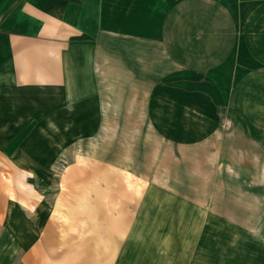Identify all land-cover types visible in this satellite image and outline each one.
Returning <instances> with one entry per match:
<instances>
[{
	"label": "rangeland",
	"instance_id": "obj_1",
	"mask_svg": "<svg viewBox=\"0 0 264 264\" xmlns=\"http://www.w3.org/2000/svg\"><path fill=\"white\" fill-rule=\"evenodd\" d=\"M172 1L155 0V8L164 10ZM154 59L166 64L157 46ZM113 73L81 79L85 94L73 95V109L51 112L56 125L19 126L10 136L18 142L8 148L24 149L26 156L0 158L9 171L3 192L15 212L26 216L27 245L41 241L50 247L52 241L57 264H169L191 239L177 233L178 200L185 202L182 222L200 234L230 202L245 212L231 214L229 242L235 248L244 243L252 255L257 241L264 243V158L254 155L264 148L243 143L224 108H206L192 92L181 95L179 82L188 77L171 67L136 70L138 77L125 76L124 69L119 78L109 77ZM49 112L40 110L35 121L45 123ZM211 151L220 157L210 165ZM132 161L131 174L126 162ZM238 225L250 236L243 239ZM219 248L224 255L225 247ZM1 250L0 264H23L17 253ZM48 252L43 264L55 256ZM248 261L264 264V252Z\"/></svg>",
	"mask_w": 264,
	"mask_h": 264
},
{
	"label": "crops",
	"instance_id": "obj_2",
	"mask_svg": "<svg viewBox=\"0 0 264 264\" xmlns=\"http://www.w3.org/2000/svg\"><path fill=\"white\" fill-rule=\"evenodd\" d=\"M158 7L155 0H0V158L25 157L24 149L8 148L9 142H18L10 137L17 128L56 125L51 112L73 109L68 104L73 95L85 94L81 79L101 78L111 69L114 78L122 76V69L134 77L136 70L164 72L168 67L187 75L177 88L181 95L192 92L204 98L206 108H224L240 140L264 148V0H173L164 10ZM154 46L166 64L154 59ZM43 109L50 111L48 119L36 122ZM212 151L210 165L220 157ZM254 155L264 158L259 149ZM5 173L0 166L1 252L17 253L23 264H43L49 251L55 254L49 264H57L52 241L50 247L41 241L27 245L26 216L15 212L3 192L9 188ZM16 173L19 169H13ZM184 204L178 200L177 233L191 239L169 264H259L248 260L260 259V240L252 255L244 243L235 248L229 242L235 228L229 219L233 212L243 216V206L227 202L200 234L182 222ZM239 226L243 239L250 236ZM46 230L51 240L56 237L52 221ZM219 246L225 247L224 255Z\"/></svg>",
	"mask_w": 264,
	"mask_h": 264
},
{
	"label": "bare ground",
	"instance_id": "obj_3",
	"mask_svg": "<svg viewBox=\"0 0 264 264\" xmlns=\"http://www.w3.org/2000/svg\"><path fill=\"white\" fill-rule=\"evenodd\" d=\"M132 167V165L130 164V162H126V169L127 170H130V169H132L131 168ZM264 177V172H262V176H261V178H263ZM260 179V178H259Z\"/></svg>",
	"mask_w": 264,
	"mask_h": 264
}]
</instances>
